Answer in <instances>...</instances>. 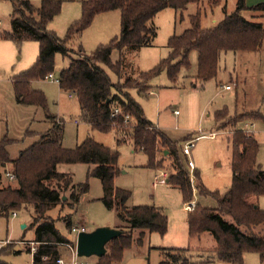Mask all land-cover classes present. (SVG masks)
<instances>
[{"label": "trees", "instance_id": "1", "mask_svg": "<svg viewBox=\"0 0 264 264\" xmlns=\"http://www.w3.org/2000/svg\"><path fill=\"white\" fill-rule=\"evenodd\" d=\"M10 1L13 6L11 29L5 37L18 44L28 39L39 44L33 65L13 78L17 101L46 108L43 92L32 88L30 83L52 73L54 55L60 53L68 62L60 70L57 79L59 87L68 91L70 96H76L82 119L90 128L99 132L115 131L117 143H129L134 150L144 152L150 167L155 165L158 147L166 149V157L172 169L171 174L168 171L167 183L181 191L184 201L190 199V172L184 164L186 156L181 159L179 154L180 143L170 139L147 119L141 105L125 89L136 88L139 94L145 95L149 88L148 79L162 70H167L169 77L174 79L179 66L188 65L187 57L192 49L197 51L195 81L204 82L215 77L223 52L260 48L264 20L248 19L242 15V11L254 12L252 18L262 19L264 1L248 7L245 0H237L235 9L227 13L223 3L225 0H205L209 7L223 3V17L213 25L203 27L200 23V8L190 15V26L168 38L167 57L160 59L148 71L138 73V78L146 87L144 90L138 87L136 78H125L122 84L113 82L98 63L109 67L119 80L125 69V49H138L153 44L157 35L153 18L160 10L173 8L182 11L189 3L198 4L201 0H85L81 6V17L69 26L64 40L47 29L49 21L61 9L60 0H41L39 4L30 0ZM115 9L120 11V33L107 44L98 45L89 55L84 54L81 48L75 52L67 47L66 40L80 34L96 14ZM113 50L118 51L116 61L111 59ZM114 108L120 110L116 116L111 115ZM249 115L253 119H264L258 112ZM226 116L224 110L216 112L217 123L221 121L219 126H222ZM46 118L51 123L50 127L39 133L37 140L21 149L15 158L10 156L8 150L14 140L0 138V215L32 210L30 226L34 229L32 241L36 243L32 264H56V259L61 255L60 246L64 243L74 245L73 241L59 232L49 212L58 206L60 211L65 207L75 208L80 193L88 189V183L74 184L70 173L59 171L61 164L93 165L92 174L101 181L102 203L109 209L115 208L117 217L127 223L125 228H121L119 236L107 242L106 253L97 258V264H112L120 260L123 250L132 242L131 233L134 230L139 231V242L146 232H166L167 217L160 207L150 204L129 207L126 202L130 191L114 185L115 175L120 171L117 151L91 137H87L75 148L67 149L62 146L61 119L53 115H46ZM129 118L134 124L127 128ZM231 144L232 183L226 191L220 193L207 190L198 172L193 173L199 180L196 185L197 194L212 196L216 205H198L187 212L188 234L190 238H196L207 232L212 236L215 246L208 251H201L206 255L204 260L189 257L192 252L190 246L164 248V259L159 264H207L213 261L243 264V254L248 251L256 252L260 264H264V230L262 233L256 231L259 227L264 228V210L257 203L258 197L264 195V168L257 162L258 142L253 134L239 128L233 131ZM7 164L12 165L9 171L12 179L6 174ZM2 174H6L10 180L14 179L15 186H2ZM66 215L65 225L71 226L69 214Z\"/></svg>", "mask_w": 264, "mask_h": 264}, {"label": "rangeland", "instance_id": "2", "mask_svg": "<svg viewBox=\"0 0 264 264\" xmlns=\"http://www.w3.org/2000/svg\"><path fill=\"white\" fill-rule=\"evenodd\" d=\"M39 4L41 0H30ZM60 11L49 21L47 29L55 33L60 39H65L70 25L81 17L82 3L85 0H60ZM195 4L189 3L182 11L173 8L160 10L153 18L157 27V35L153 44L138 49H125L123 59L124 73L118 76L106 65L98 63L113 82L122 84L127 78H136L138 87L144 90L143 82L138 78L139 72L148 71L162 58L167 57L169 48L168 38L179 34L190 26V15L200 8V23L208 27L223 17L222 5L225 11L232 12L237 0H225L221 5L206 6L205 0ZM264 0H245L248 7H252ZM13 6L10 0H0V138L7 137L14 140L9 144L10 156L15 158L21 149L28 147L37 140L38 134L47 130L51 123L46 115H53L61 119L63 127L62 146L73 149L87 137L103 143L118 153L120 171L115 175L114 185L130 191L127 206L156 205L167 217V229L164 233L146 232L142 241H138L139 231L134 230L132 242L122 252V257L112 264H159L164 259V248L187 247L190 245L187 215L183 209L181 191L166 181L152 184L154 175L161 169L171 174L169 160L162 147L156 150L154 167L148 166L146 154L133 149L129 143L118 144L115 131L99 132L92 130L82 119L79 102L75 95L61 90L59 84L50 79L38 78L31 81L32 88L43 92L46 108L33 103L18 102L13 87V78L30 68L38 55L39 44L35 40H24L18 44L5 37L11 29V14ZM257 13V12H256ZM254 12L245 10L242 15L252 20ZM120 33V11L118 9L96 14L90 24L80 33L75 34L66 45L75 52L81 48L89 55L100 44H107ZM74 57H76L73 54ZM118 51L113 50L112 61L118 59ZM188 65H180L174 79L169 77L167 70L154 74L147 81L149 88L145 95L138 93L136 88L125 89L133 99L143 108L144 114L155 126L160 128L170 139L177 140L181 159L184 155L180 147L189 137L199 136L194 140V146L185 159H192L195 169L190 172L194 186L198 184L193 173L198 172L204 187L209 191H226L232 183L231 135L239 128L248 129L258 142L257 162L264 168V119H253L251 112H258L264 117V35L262 44L257 50L226 51L220 56L218 70L215 77L196 82L197 51L192 49L188 54ZM68 59L60 53L54 55L53 77L59 78L60 70L66 66ZM126 78V79H125ZM141 82V83H140ZM228 85L229 88H225ZM152 90L150 93L149 91ZM177 110V113L174 111ZM224 110L227 113L222 126L216 121V112ZM251 116V117H250ZM222 119V118H220ZM223 120V119H222ZM127 128L134 124L129 118ZM245 127V124H251ZM243 130V129H242ZM28 131V132H27ZM215 132L214 138L208 135ZM246 133V132H245ZM164 158L161 160V158ZM161 160V161H160ZM186 165V160H184ZM94 166L86 163L61 164L58 169L68 172L76 185L88 183L86 192L80 193L79 202L75 208L65 207L60 211L59 206L53 208L49 214L55 219V226L67 239L75 242L76 233L72 227L83 226L86 231L97 227L107 226L125 228L127 223L117 217L115 208L109 209L101 201L102 186L98 177L92 174ZM188 168V167H187ZM7 172L12 165H6ZM189 170V169H188ZM14 180V179H13ZM1 176L2 186H15V182ZM198 205L214 207L216 202L210 195L197 194ZM258 206L264 210V195L257 199ZM71 209V210H70ZM71 226L65 225L67 215ZM32 210H18L0 215V248L1 264H32V252L29 247L34 240V229L30 226ZM25 225L22 227V225ZM263 227L256 231L262 233ZM202 245L192 248L189 257L195 260L204 258L202 252L208 251L213 245L210 235L201 237ZM203 250V251H202ZM202 251V252H201ZM61 255H69V249L64 244L60 246ZM89 264H97V256L79 257ZM198 264V263H197ZM207 264H227L213 261ZM230 264V263H229ZM243 264H260L256 252L248 251L243 254Z\"/></svg>", "mask_w": 264, "mask_h": 264}, {"label": "built area", "instance_id": "3", "mask_svg": "<svg viewBox=\"0 0 264 264\" xmlns=\"http://www.w3.org/2000/svg\"><path fill=\"white\" fill-rule=\"evenodd\" d=\"M45 78L50 79V80H54L58 83V80L53 77L52 73L48 74ZM225 88H229V86L226 85ZM150 93H151V91H150ZM119 112H120V110L118 108H114L111 115L116 116ZM177 112H178L177 110L174 111V113H177ZM127 118H128V116L126 115L125 120H127ZM252 124L253 123L245 124V127L246 126L248 127L249 125H252ZM242 129L246 133H248V131H249L248 129H244V128H242ZM215 134H216L215 132H212L208 135V137L213 138V137H215ZM198 137L199 136H196V137H192V138L186 140V142L184 143V145L182 146V149H181L182 154H184L186 156H188L190 154V150L194 146V140H196ZM186 165H187L189 171H191V172L195 168L194 162L192 161V159L187 158ZM6 174L10 179L13 178V176L9 172H7ZM168 175H169L168 170H166V169L159 170V172L154 175L152 184L154 185L158 182L166 181L168 178ZM190 179H191V185H192L191 197H190V199L186 200L183 204V209L186 212H191L192 210L195 209V207L197 205V195L195 193L196 188L194 186L193 176L190 175ZM12 215L15 216L16 212H12ZM71 231L75 232L77 234L80 231H86V230L83 226H77V227H72ZM29 244H30V247H29L30 252H32V253L35 252L36 243L34 241H31V242H29ZM64 245L68 247L69 255L66 257L60 255L55 261L56 264H89V262L87 260L79 258V256H77V254L75 252V242H74V245L71 243H64ZM2 246H3V243H0V248Z\"/></svg>", "mask_w": 264, "mask_h": 264}, {"label": "water", "instance_id": "4", "mask_svg": "<svg viewBox=\"0 0 264 264\" xmlns=\"http://www.w3.org/2000/svg\"><path fill=\"white\" fill-rule=\"evenodd\" d=\"M24 226L23 224L22 227ZM121 232V229L107 226L97 227L91 231H80L75 239V252L79 257L91 255L101 257L106 253L107 242L119 236Z\"/></svg>", "mask_w": 264, "mask_h": 264}, {"label": "crops", "instance_id": "5", "mask_svg": "<svg viewBox=\"0 0 264 264\" xmlns=\"http://www.w3.org/2000/svg\"><path fill=\"white\" fill-rule=\"evenodd\" d=\"M217 21V20H216ZM216 21L214 20V22L216 23ZM214 24V23H213ZM213 24H211V25H213ZM211 25H208V26H211ZM151 92H152V90H150ZM149 91V92H150ZM160 129V128H159ZM170 138V137H169ZM190 138H192V137H189L188 139H190ZM209 138H211V137H209ZM214 138V137H213ZM187 139V140H188ZM186 142V141H185ZM166 152V153H165ZM164 154H166L167 155V150L165 149L164 150ZM182 154V153H181ZM182 155H184V154H182ZM184 156H186V155H184ZM199 203V202H198ZM205 234H208V235H210L209 233H207V232H205V233H202L200 236H198V237H196V238H190V240H191V242H190V247L191 248H193V247H197V248H199L198 246H201L202 247V245H201V243H200V240H201V237L203 236V235H205ZM211 236V235H210ZM211 238H212V236H211ZM212 241H213V238H212ZM215 246V243H214V241H213V245H212V247H210L209 249H212L213 247ZM194 249V248H193ZM218 262H222V261H218ZM223 263H227V262H223ZM227 264H229V263H227ZM231 264V263H230Z\"/></svg>", "mask_w": 264, "mask_h": 264}]
</instances>
